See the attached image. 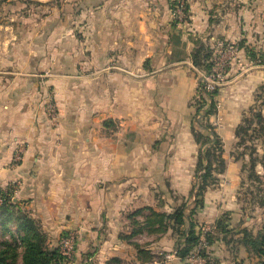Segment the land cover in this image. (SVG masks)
Segmentation results:
<instances>
[{"label": "rangeland", "instance_id": "374dc122", "mask_svg": "<svg viewBox=\"0 0 264 264\" xmlns=\"http://www.w3.org/2000/svg\"><path fill=\"white\" fill-rule=\"evenodd\" d=\"M80 1L0 0V37L8 36L10 31H19L17 40H21L23 49H26L22 53V62L29 65L28 70L35 68L33 76L41 83L38 121L45 135L42 142H53L56 147L54 156L67 162L87 158L86 152L100 157V148L97 147L100 145V129L104 127L105 134L111 137L119 128L118 122L109 118L104 120L112 109V86L101 79L112 75V70L108 69L110 65L102 66L117 60L127 63L130 57L125 50L129 45L138 50L131 56L136 64L134 72L137 77L151 75V71L160 69L169 59L172 60L170 63H180L174 65L182 66L180 76H172L167 81L170 85L168 94L175 95L181 89L185 93H194L188 101L187 112L176 125L171 123L175 120L170 117L167 129H159L156 115L159 111L164 113V102L156 97L160 86L151 76L145 77L146 83L145 80L137 81L133 86L129 107L137 127L134 133L138 140L137 185L144 186L146 175L151 173L152 194L157 201L159 199L156 207H151L160 213H174L182 208L186 212V228L189 229L190 222H193L199 241L190 254L181 259L176 250L184 241L172 228L132 235L137 226L132 224L129 216L150 206L139 207L124 215L120 229L89 231L82 224L58 229L50 218L49 201L43 197V191L36 190L34 196H29V187H38V182L4 184L0 181V192L21 203L39 222L46 235L47 247L57 249L66 257L67 264H100V257L97 258L100 244L82 245L86 232L95 233L91 238L93 241L127 242L131 251L126 250L122 255L130 256L135 252V264H220L219 258L212 255L213 244L218 245L216 252L223 250L233 257L229 264H257L258 258L249 253L244 241L256 238L264 231V120L259 122L254 118L257 113H262L264 119V0H164L166 4L162 9L152 8V19L146 32L138 26L140 19H144L141 14L148 13L151 8L149 5L124 3L93 13ZM153 12L162 15L166 12L167 16L160 22ZM140 34L144 36L140 37ZM199 40L211 50L210 72L213 67L220 66L210 81L207 79L210 72L207 74L196 68L191 60V53ZM186 42L187 48L180 49L178 44ZM229 45L236 47L234 53L226 47ZM117 49H120L119 57L113 54ZM28 50L35 53L33 58H28ZM235 80L234 85L231 82ZM202 81L208 87L209 83H213L214 89L219 87V113L211 117V122L223 136L227 170L220 175L218 184L208 190V205L205 198V207L191 215L194 202L190 192L199 146L193 134L192 139L187 134L192 133L194 100ZM220 94L224 96L223 100ZM176 105L174 103L173 107ZM180 124L187 126L189 131H179ZM241 125H250V131L237 137ZM190 140L196 144L194 152L188 147H173L174 141L181 148ZM150 143H153L151 152L145 150ZM28 145L27 142L18 143L12 159L14 164L24 159ZM47 154L41 156L47 157ZM151 156L154 159L152 164L145 165L144 160ZM173 157L179 161L172 163ZM163 158H166L167 165L160 164L158 159ZM91 169L95 175L97 168ZM66 170L78 180H87L84 175L86 166L66 165ZM146 185L148 188L147 180ZM136 217L140 223L145 222L143 215ZM72 234L75 235L74 247L65 253L64 239ZM209 238L211 241H207ZM202 239L206 244L200 248ZM133 243L148 249L153 255L152 260L149 255L139 259ZM108 248L105 247L104 252L109 255V260L122 256L110 257ZM127 262L121 259V264Z\"/></svg>", "mask_w": 264, "mask_h": 264}, {"label": "crops", "instance_id": "0c3cea01", "mask_svg": "<svg viewBox=\"0 0 264 264\" xmlns=\"http://www.w3.org/2000/svg\"><path fill=\"white\" fill-rule=\"evenodd\" d=\"M81 1L84 7H87V10L94 11L93 13H97L99 10L101 12L107 9L108 6H122L124 3H131L132 5L137 3L142 7L144 5L151 6L148 13L141 14L144 19H140L138 27L142 32H146L149 28L152 19L150 16L152 8L156 7L155 10L162 9L166 4L164 0ZM152 14L155 19L157 16V20L160 22H163V17L167 16L166 12L163 15L161 12H153ZM132 20L134 19L132 18ZM16 33H19V31L17 30ZM16 33L14 30L10 31L8 36L0 37V181L4 184L14 181L38 182V187L34 186V188L28 184L30 186L28 193H31L29 196H34L36 190L43 191V197L49 201L50 218L53 219L54 225L56 224L58 229L68 228L74 224H82V227L89 231L120 229L124 222V215L129 214L132 210L142 206L156 207L159 199L157 201L156 196L154 197L152 194L151 173L146 175L144 186L138 187L137 185L136 167L138 160L136 150L138 140L134 138L137 127L133 121L129 105L132 101L133 86L136 85L137 81H144L145 77L151 76L160 86V89L158 88L156 91V97L160 98L159 101L164 102L162 106L164 113L159 111V115H156V120L160 124L159 129H167L168 118L170 117L175 120V122L171 121L172 124L179 123L184 117V113L187 112L188 101L194 93H185L181 89V92H177L175 95L169 96L168 94L170 85L167 81L172 76H180L182 66H174L180 63H170L169 61L172 60L169 59L163 67L151 71V75L137 77L134 72L137 69L136 64L134 58L131 60V56L136 55L138 50L136 46L129 45L125 50V54L130 57L127 63L117 60L111 64L103 65L102 68L110 65L111 68L108 69L112 70V75L110 74L109 77L101 79L104 83L109 82L112 86L110 92L112 109L109 114L105 115L104 120L109 118L114 120L115 123L118 122V132L110 137L105 134L106 131L104 132V127H102L100 129V145H97L100 148V157L92 156L89 152H86L87 158L67 162L54 156L56 147L53 142L50 140L46 142L47 144L42 142L45 135L42 133V126L38 121L41 83L33 76L35 68L28 70L27 66L29 67V65L22 62V53L26 52V49H23L22 41L17 40L18 35ZM139 36L143 37L144 34ZM9 37H11L10 40H7ZM178 45L180 49H185L188 43H179ZM21 49L22 52H20ZM29 51L27 52L28 58H33L35 53ZM119 52L120 49H117L113 51V54L117 56ZM143 67L146 69V66ZM105 76L104 72L103 77ZM146 82L147 80H145ZM235 82L237 80L231 83L235 85ZM220 97L222 100L224 99L221 94ZM174 103L177 104L175 108L173 107ZM187 130L188 127L183 124L179 131L183 133ZM218 132L220 134V131ZM187 135L192 139V133L189 132ZM221 137L223 139L222 135ZM19 142H27L29 145L24 159L14 164L12 159ZM173 147L175 149L188 147L192 149V152L196 150V144L193 140H190L187 146L186 143H183L181 148H179L180 144L174 141ZM145 150L151 152L153 143H150ZM46 153H48L47 157L41 156V154ZM153 160V156H151L149 159L144 160V164L151 165ZM158 160H161L160 164L167 165L166 158ZM171 161L174 163L179 159L173 157ZM66 165L86 166L84 175L87 180H78L70 174L68 175ZM92 167L97 168L95 175H92ZM146 180L148 181V188H146ZM205 198L208 205L209 195L207 193ZM161 209L166 210L165 207H161ZM85 234L82 238L84 247L100 244V255L97 254V258L100 257V264H106L109 261V255L104 252L105 247H109L107 253L111 255L110 257L122 255V252L128 250L129 244L125 241H93L91 238L95 236L94 232L92 234L86 232ZM217 246V244H213L211 247L214 258L218 257L220 264L232 263L233 257H230L223 250L216 252ZM120 258L128 260L129 262L126 264H135L137 260L135 252L130 256L129 254H123Z\"/></svg>", "mask_w": 264, "mask_h": 264}, {"label": "trees", "instance_id": "16d2710c", "mask_svg": "<svg viewBox=\"0 0 264 264\" xmlns=\"http://www.w3.org/2000/svg\"><path fill=\"white\" fill-rule=\"evenodd\" d=\"M211 50L199 40L191 53L193 65L209 73L212 64L209 62ZM219 87L209 90L205 81L200 83L195 97V112L191 118L192 134L198 144L197 163L194 181L190 197L194 205L191 215L197 210L205 207V196L207 191L218 184L220 175L227 170V162L224 157V141L217 127L211 122V117L218 113ZM264 105V101H263ZM262 122V113L254 117ZM253 119V120H255ZM250 125H241L237 129V137L247 134ZM145 213V214H144ZM137 215H143L144 223H140ZM134 228L132 235L141 232H163L172 228L180 236L184 244L177 245L176 254L181 259L186 258L199 241L194 231V223L190 222L189 229L186 228V212L180 208L174 213H160L152 207L139 209L129 216ZM8 237V238H7ZM185 238V239H183ZM211 241L209 238L207 241ZM249 253L258 258L257 264H264V231L256 238L244 241ZM138 250V258L153 255L148 249L138 243H133ZM0 264H67L66 257L57 249L47 247L46 235L39 222L21 205L12 200L4 192H0ZM107 264H121L120 258H112Z\"/></svg>", "mask_w": 264, "mask_h": 264}, {"label": "built area", "instance_id": "2783aa9c", "mask_svg": "<svg viewBox=\"0 0 264 264\" xmlns=\"http://www.w3.org/2000/svg\"><path fill=\"white\" fill-rule=\"evenodd\" d=\"M228 48V50L231 52V53H234L235 50H236V47L233 46V45H229V46H226ZM223 62V61H222ZM221 65V63H220ZM224 66V65H223ZM220 68V66H219ZM219 68L218 67H213V71L210 72V74L207 76V79L210 81V80H213V78L215 77L216 75V72L219 71ZM208 74V73H207ZM213 83H209V87L207 86V88L209 90H214V86L212 85ZM205 239V238H203ZM201 240L202 242H200V245L199 247L202 248L206 242H204V240ZM74 242H75V235H71L69 236L68 238L64 239V252L65 253H69L71 251V249H73L74 247Z\"/></svg>", "mask_w": 264, "mask_h": 264}]
</instances>
